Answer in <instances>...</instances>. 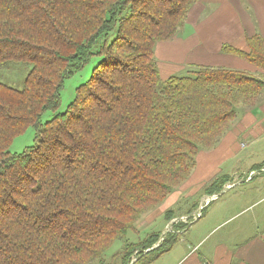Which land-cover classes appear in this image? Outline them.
<instances>
[{"label":"trees","instance_id":"trees-1","mask_svg":"<svg viewBox=\"0 0 264 264\" xmlns=\"http://www.w3.org/2000/svg\"><path fill=\"white\" fill-rule=\"evenodd\" d=\"M198 1L0 0V66L32 65L21 89L0 82V264H152L189 227L191 219L164 236H128L189 180L242 106L264 95L259 34L245 51L223 47L254 71L191 65L161 78L156 45ZM96 54L102 59L66 111L42 122L59 108L65 79ZM30 125L35 143L9 152ZM229 180L215 177L204 194ZM199 206L170 208L165 221L178 210L191 218ZM116 240L123 245L112 253Z\"/></svg>","mask_w":264,"mask_h":264},{"label":"crops","instance_id":"crops-1","mask_svg":"<svg viewBox=\"0 0 264 264\" xmlns=\"http://www.w3.org/2000/svg\"><path fill=\"white\" fill-rule=\"evenodd\" d=\"M183 30H187L186 35L180 33L156 45L164 76L183 72L191 65L254 71L255 66L242 55L223 47L245 51L248 37L259 34L264 38V0H199L191 8ZM260 126L264 131V124ZM235 143L231 132L211 151L215 154L212 159L210 153L202 158H233L238 151ZM254 164L252 176L245 172L227 174L230 180L221 193L237 190V198L226 199L219 193L210 198L213 195L205 194L201 202L208 205L205 214L182 231L174 246L152 264H264V157ZM191 178L198 180V173Z\"/></svg>","mask_w":264,"mask_h":264},{"label":"rangeland","instance_id":"rangeland-1","mask_svg":"<svg viewBox=\"0 0 264 264\" xmlns=\"http://www.w3.org/2000/svg\"><path fill=\"white\" fill-rule=\"evenodd\" d=\"M183 27L178 30L175 35L176 37L179 36L180 33H182V35H186L187 30L182 31ZM114 36L115 31L111 32L109 38L112 39ZM101 59L102 57L100 55H93L88 63H86L82 68L65 79L63 88L60 92L61 104L59 108L56 110L49 109L43 112L41 117L42 122H46L53 118L56 114L66 111L68 105L76 97V88L89 79L94 68ZM156 59L158 61L161 58L159 59V57L156 56ZM31 68L32 65L29 63L12 61L7 62L0 66V82L6 83L17 89H21ZM163 74L164 73L161 72L162 79L168 77L164 76ZM172 74L185 75L187 74V70L185 69L183 72L181 71L179 73ZM250 119L254 123L251 122V124L253 123L252 126L248 127L247 124H249ZM262 124H264V95L262 96V98H260V101L255 107L252 108L251 106L247 105L242 106L238 117L231 123L230 128L222 138L224 139L225 136H227V134L229 135V133L231 132L232 134L234 133V136L236 138L235 145L237 146L238 150L236 152V155H234L233 158L231 157L226 160L207 161L206 158H204L203 160L202 157L210 153L209 155L212 159V156L215 154L211 151L217 149L218 145L210 150L202 151L200 153V156H198L196 166L192 171V175H194V173L196 172L198 173V180H196V178L192 179L191 175V177L187 182H185V184L173 189V191L161 204L157 206L155 210L145 216L144 220L138 225L136 231L129 232V238L131 240H136L139 236L144 237L147 233L154 230H163L162 234L164 236L166 233L174 230L173 226L175 222L178 223L179 221H189L191 219L192 221L190 220L191 222L189 224L190 227L191 223L198 220L202 216V213L203 215L205 214L208 209V205L203 206V208L205 209L204 211L201 207L198 211L196 209L193 212V217L191 218L189 217V215H183L182 212L178 210L176 212V216L171 221H169V223L165 221L166 211L170 208L179 209L185 204L187 207L188 203H192L193 201H198L200 205L201 202L205 201V186L206 184H209V180H211V178L213 177L227 175L228 173L230 174L232 172H239V174L245 172V174L250 173V175L252 176L254 174V171L251 172V170L254 166H256L254 163L264 157V146H260L264 142H255L258 139L264 141V131L260 129V125ZM36 133L37 129L34 125L28 126L25 131L14 137L9 147V152L20 153L23 152L28 146L33 145L35 143ZM219 194L224 195L223 192H220ZM237 195V190H231L224 196H226V199H228L230 197L237 198ZM199 212L201 213V215L198 218L194 219V214H198ZM188 228H186L185 231ZM122 245L123 240H116L111 247V252H117L118 249L122 247Z\"/></svg>","mask_w":264,"mask_h":264},{"label":"built area","instance_id":"built-area-1","mask_svg":"<svg viewBox=\"0 0 264 264\" xmlns=\"http://www.w3.org/2000/svg\"><path fill=\"white\" fill-rule=\"evenodd\" d=\"M216 197H217V195L215 194V195H213V196L210 197V198H216ZM209 200H210V199H207V202H208ZM203 206H204V205H202L201 208H203ZM200 215H201L200 212H199L198 214L195 213V214H194V219L198 218Z\"/></svg>","mask_w":264,"mask_h":264}]
</instances>
